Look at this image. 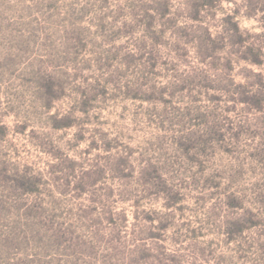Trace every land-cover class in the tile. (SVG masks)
Listing matches in <instances>:
<instances>
[{"label": "rangeland", "instance_id": "374dc122", "mask_svg": "<svg viewBox=\"0 0 264 264\" xmlns=\"http://www.w3.org/2000/svg\"><path fill=\"white\" fill-rule=\"evenodd\" d=\"M0 264H264V0H0Z\"/></svg>", "mask_w": 264, "mask_h": 264}]
</instances>
